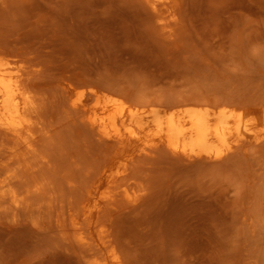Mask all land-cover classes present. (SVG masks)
I'll return each mask as SVG.
<instances>
[{"label":"rangeland","instance_id":"rangeland-1","mask_svg":"<svg viewBox=\"0 0 264 264\" xmlns=\"http://www.w3.org/2000/svg\"><path fill=\"white\" fill-rule=\"evenodd\" d=\"M1 1L0 54L31 67L51 101L68 77L76 94L95 86L137 105L264 110V0H178L169 29L143 0ZM52 117L60 119L57 111ZM57 126L45 189L29 182L16 202L0 196V264H90L73 220L113 244L125 264H264V128L255 127L257 143L239 138L220 158L164 149L137 156L117 184L144 189L139 199L96 213V200L114 186L88 202L87 190L114 153L84 141L67 121Z\"/></svg>","mask_w":264,"mask_h":264},{"label":"bare ground","instance_id":"bare-ground-1","mask_svg":"<svg viewBox=\"0 0 264 264\" xmlns=\"http://www.w3.org/2000/svg\"><path fill=\"white\" fill-rule=\"evenodd\" d=\"M145 1L162 21H166L164 28H171L170 21L176 20L178 16L176 14L178 11L175 10L178 0H143ZM12 58L5 53L0 54V176L2 172H7L6 177L0 178V196L5 197L9 192L11 199L15 202L18 200L19 188L28 185L29 182L35 184L37 191L45 189L46 182H43L45 179H41L45 172L54 170L55 164H51L49 157L54 151L53 141L60 135L57 125L62 121H67L69 126L78 131V136L84 137V141L87 142L92 138L98 146L112 150V154L114 153L112 158L110 157L111 160L101 165V169L97 171L96 180L87 190L86 202L105 185L114 186L113 194L101 196L96 200L93 206L96 213L101 211L104 204L116 205L122 198L129 203L139 199L144 189L143 191L139 188L133 190V187L117 184L127 171L129 163H132L137 156L153 154L159 149H164L167 153L189 159L193 157L220 158L226 152L224 148H227L229 152L237 147L239 138L257 143L260 138L257 137L259 131L255 127L264 128V110L260 115H255L251 111H243L238 105L233 107L228 103L214 106L201 104L202 102H181L162 106L155 103L149 105L148 102V105H145L146 103L137 105L138 103L135 104L127 98L126 100L119 93H112L113 91L109 92L95 86L90 87L87 92L76 94L75 84L69 81L71 78L67 80L68 77H64L66 81L59 82L61 84L55 92L57 94L54 96L55 101H51L45 90L41 88L43 84L39 87L34 84L38 80H34V83L31 80L34 70ZM56 111L60 119L52 121L51 117ZM234 142L236 146H232ZM115 167H118L116 172ZM17 174H21L22 177L14 182L13 178H16ZM92 219V216L89 217L90 223ZM72 226L76 231V242L91 255L90 264H125L115 246L109 241H105L104 238L100 241L94 240L91 233L76 220H73ZM63 227L66 229V226L63 225ZM107 249L108 255L100 254Z\"/></svg>","mask_w":264,"mask_h":264}]
</instances>
